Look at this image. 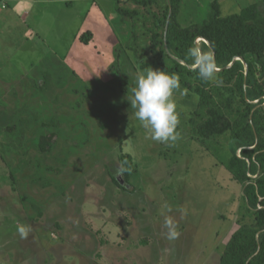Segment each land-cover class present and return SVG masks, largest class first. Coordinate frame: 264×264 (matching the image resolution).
<instances>
[{
    "label": "rangeland",
    "instance_id": "1",
    "mask_svg": "<svg viewBox=\"0 0 264 264\" xmlns=\"http://www.w3.org/2000/svg\"><path fill=\"white\" fill-rule=\"evenodd\" d=\"M213 1L181 0L178 20L183 26L201 24ZM219 1L224 16L252 3L264 9L263 0ZM30 3L28 16L7 21L0 38L2 210L12 212L18 203L31 224L25 243L35 257L25 264H220L246 214L243 185L220 159L234 142L193 135L189 118L196 100L185 91L174 93L180 139H150L125 102L132 94L119 89L115 67L133 79L145 71L123 51L115 57L119 43L125 52L136 40L131 20L118 14L114 0ZM85 31L92 33L89 43L81 39ZM142 32L138 41L149 49ZM51 114L70 115L78 123L62 124L67 137L46 156L37 151L32 132L38 135ZM120 145L135 161L128 185ZM30 159L41 164L25 166ZM165 204L172 208L165 215L180 232L173 241L166 238Z\"/></svg>",
    "mask_w": 264,
    "mask_h": 264
},
{
    "label": "trees",
    "instance_id": "2",
    "mask_svg": "<svg viewBox=\"0 0 264 264\" xmlns=\"http://www.w3.org/2000/svg\"><path fill=\"white\" fill-rule=\"evenodd\" d=\"M114 2L118 14L131 20L132 37L136 40L135 46L125 52L119 43L115 57L118 59L123 51L130 62L134 61L144 71L154 65L175 73L180 82L177 91H185L196 100L189 118L193 135L205 142L210 139L234 142L227 156L220 159L232 178L243 185L246 214L225 244L220 264H264V9L252 3L238 13L224 16L220 1L214 0L205 21L183 26L178 20L181 0ZM140 28L149 49L141 48ZM91 35L90 31L82 32L81 39L89 43ZM197 40L202 41L200 45ZM193 47L212 52L218 69L217 80L206 82L193 70L189 56ZM115 68L120 91L132 94L130 90L136 79L125 76L123 69ZM46 81L50 88L51 80ZM21 121L26 122V119ZM76 122L70 115H49L40 124L42 131L38 135L36 130L32 132L37 151L48 156L54 144L67 137L62 124L69 123L73 128ZM14 129L15 126L9 127V130ZM119 148L122 174L128 185L136 172L135 161L121 145ZM28 164L41 163L40 159H30L25 166ZM113 180L127 190L119 178Z\"/></svg>",
    "mask_w": 264,
    "mask_h": 264
},
{
    "label": "clouds",
    "instance_id": "3",
    "mask_svg": "<svg viewBox=\"0 0 264 264\" xmlns=\"http://www.w3.org/2000/svg\"><path fill=\"white\" fill-rule=\"evenodd\" d=\"M193 70L199 78L206 82L217 80V64L212 52L193 47L189 50ZM180 89V82L175 73L149 67L136 77L135 86L130 90L128 98L135 118L149 133L150 139L165 144H174L180 139L177 130L180 123L178 105L174 93ZM183 95V93H181ZM170 205L165 204L161 211L171 212ZM164 227L167 229L166 238L170 241L178 239L180 232L174 219L165 215ZM21 238H26L31 231L30 226L17 225Z\"/></svg>",
    "mask_w": 264,
    "mask_h": 264
},
{
    "label": "crops",
    "instance_id": "4",
    "mask_svg": "<svg viewBox=\"0 0 264 264\" xmlns=\"http://www.w3.org/2000/svg\"><path fill=\"white\" fill-rule=\"evenodd\" d=\"M30 4V0H0V38L2 30L6 27L7 21H15L14 17L16 18L18 16L20 18L21 13L22 16L25 14V18L28 16L27 11L29 9L27 8H29ZM7 9H10V11ZM4 10H6V12H4ZM2 22L4 25H2ZM11 27L12 24L10 25V30ZM29 36H34V33H29ZM10 80L11 78L2 81L9 82ZM0 178H2V176H0ZM3 207H5V204H2L0 187V264H25L31 260L33 261L35 257L33 255L34 250L30 245H26L25 243V239L32 237V231L29 232L26 238H21L17 231L18 224L30 226V229L31 224L28 223L26 217H22V213H19L18 203L11 207L12 212L14 211L16 216L9 210L3 211ZM6 209H8V207H6ZM19 239L20 241H18ZM45 239L48 238L45 236ZM46 261H48L47 258L43 259V263H46Z\"/></svg>",
    "mask_w": 264,
    "mask_h": 264
},
{
    "label": "water",
    "instance_id": "5",
    "mask_svg": "<svg viewBox=\"0 0 264 264\" xmlns=\"http://www.w3.org/2000/svg\"><path fill=\"white\" fill-rule=\"evenodd\" d=\"M170 13H171V12H170ZM169 18H170V16H169ZM169 18H168V22H169ZM168 22H167V25H166L165 33H166V31H167ZM217 70H218V69H217ZM121 183H123V181H121Z\"/></svg>",
    "mask_w": 264,
    "mask_h": 264
},
{
    "label": "built area",
    "instance_id": "6",
    "mask_svg": "<svg viewBox=\"0 0 264 264\" xmlns=\"http://www.w3.org/2000/svg\"><path fill=\"white\" fill-rule=\"evenodd\" d=\"M263 101H264V99H263ZM264 104V103H263Z\"/></svg>",
    "mask_w": 264,
    "mask_h": 264
},
{
    "label": "bare ground",
    "instance_id": "7",
    "mask_svg": "<svg viewBox=\"0 0 264 264\" xmlns=\"http://www.w3.org/2000/svg\"><path fill=\"white\" fill-rule=\"evenodd\" d=\"M204 41V40H203ZM205 42V41H204Z\"/></svg>",
    "mask_w": 264,
    "mask_h": 264
}]
</instances>
